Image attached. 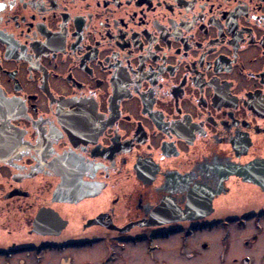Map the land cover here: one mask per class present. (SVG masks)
<instances>
[{
    "label": "flooded vegetation",
    "instance_id": "1",
    "mask_svg": "<svg viewBox=\"0 0 264 264\" xmlns=\"http://www.w3.org/2000/svg\"><path fill=\"white\" fill-rule=\"evenodd\" d=\"M0 264H264V0H0Z\"/></svg>",
    "mask_w": 264,
    "mask_h": 264
},
{
    "label": "water",
    "instance_id": "2",
    "mask_svg": "<svg viewBox=\"0 0 264 264\" xmlns=\"http://www.w3.org/2000/svg\"><path fill=\"white\" fill-rule=\"evenodd\" d=\"M257 184H259V185H260V179L257 181Z\"/></svg>",
    "mask_w": 264,
    "mask_h": 264
}]
</instances>
